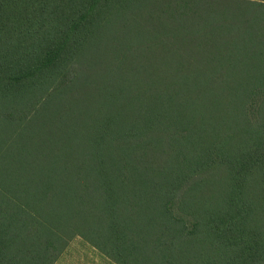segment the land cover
<instances>
[{
    "label": "trees",
    "instance_id": "16d2710c",
    "mask_svg": "<svg viewBox=\"0 0 264 264\" xmlns=\"http://www.w3.org/2000/svg\"><path fill=\"white\" fill-rule=\"evenodd\" d=\"M1 46L7 114L74 146L31 163L53 209L0 172V264H264V0H0Z\"/></svg>",
    "mask_w": 264,
    "mask_h": 264
},
{
    "label": "rangeland",
    "instance_id": "374dc122",
    "mask_svg": "<svg viewBox=\"0 0 264 264\" xmlns=\"http://www.w3.org/2000/svg\"><path fill=\"white\" fill-rule=\"evenodd\" d=\"M1 46L0 50L5 49ZM104 52V51H103ZM110 56V55H109ZM102 56L99 54L94 59V62L100 61ZM101 63L98 65L100 66ZM114 66V65H113ZM112 71L111 67L106 68ZM117 79V77H114ZM18 101H14V104ZM13 104V103H12ZM67 102L64 103V106ZM54 102L49 99L47 103L38 110L37 116L28 121L24 126H20L22 109L16 112V115L7 114L12 107L5 100H0V128L3 127L0 134V172L7 174L17 173L16 180L21 182V187L15 189L19 203H27L35 213H41L42 210H50L54 208L55 196L58 195L53 191L42 190V183L54 182V178L47 175H37L32 170V162L40 166L39 152L45 146L55 148L68 146L73 147V143H64L62 133L56 131V111L53 107ZM56 105V104H55ZM43 121H42V120ZM42 121V122H40ZM13 122V123H7ZM3 124V126H2ZM43 124V125H42ZM47 125V128H46ZM87 140L86 138H83ZM35 172V173H34ZM33 173V174H32ZM32 174V175H31ZM10 213L18 215V219L24 220L26 226L33 224L32 219H26L29 215L27 212L19 211V207H7ZM41 210V211H40ZM49 213H56V210H51ZM10 221L7 219L6 223ZM5 226H12L7 224ZM15 227V226H12ZM50 238V237H49ZM52 264H115L106 255L87 244L80 236L72 237L61 254Z\"/></svg>",
    "mask_w": 264,
    "mask_h": 264
}]
</instances>
